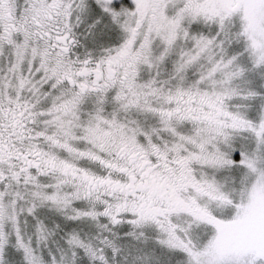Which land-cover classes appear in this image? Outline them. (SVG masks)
<instances>
[{
  "label": "snow or ice",
  "instance_id": "snow-or-ice-1",
  "mask_svg": "<svg viewBox=\"0 0 264 264\" xmlns=\"http://www.w3.org/2000/svg\"><path fill=\"white\" fill-rule=\"evenodd\" d=\"M0 264H264V0H0Z\"/></svg>",
  "mask_w": 264,
  "mask_h": 264
}]
</instances>
